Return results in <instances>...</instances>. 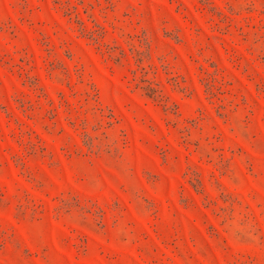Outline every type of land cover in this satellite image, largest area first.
Returning <instances> with one entry per match:
<instances>
[{"label":"rangeland","instance_id":"obj_1","mask_svg":"<svg viewBox=\"0 0 264 264\" xmlns=\"http://www.w3.org/2000/svg\"><path fill=\"white\" fill-rule=\"evenodd\" d=\"M0 264H264V0H0Z\"/></svg>","mask_w":264,"mask_h":264}]
</instances>
